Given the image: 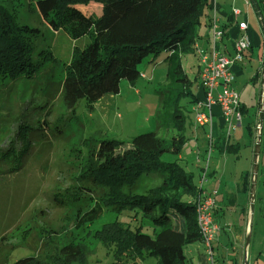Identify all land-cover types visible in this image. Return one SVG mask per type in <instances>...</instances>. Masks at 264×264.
Returning <instances> with one entry per match:
<instances>
[{"label": "trees", "instance_id": "obj_1", "mask_svg": "<svg viewBox=\"0 0 264 264\" xmlns=\"http://www.w3.org/2000/svg\"><path fill=\"white\" fill-rule=\"evenodd\" d=\"M13 2L0 0V83L35 77L45 64L57 67L62 101L72 112L81 99L92 110L104 95L118 94L122 80L135 86L141 63L147 58L157 63L162 58L165 73L161 87L155 89V128L127 141L97 133L85 143L87 152L78 180L104 193L91 196L90 206L78 210L77 224L86 226L105 210H134L150 221L151 234L142 225L131 227L118 221L95 231L102 243L115 248L116 261L111 264H136L148 256L156 257V264H184L185 247L201 241L194 202L199 188L192 172L161 156L180 154L187 140L181 100L187 96L192 103L201 99L190 90L181 57L193 51L203 20L209 27L210 0H34L42 21L53 31H63L73 41L90 40L82 47L75 45L63 62L50 49H36L34 38L40 30L19 23ZM251 2L264 19V0ZM93 4L99 9L90 11L88 6ZM169 127L174 129L170 137L158 134V129ZM21 155L15 156L17 160ZM199 171L201 175L203 167ZM149 172L161 173L160 181L138 193L137 184ZM83 188L87 187L79 185L77 192ZM81 243L60 247L65 263L87 264L88 251ZM11 264L42 263L36 256H27Z\"/></svg>", "mask_w": 264, "mask_h": 264}, {"label": "rangeland", "instance_id": "obj_2", "mask_svg": "<svg viewBox=\"0 0 264 264\" xmlns=\"http://www.w3.org/2000/svg\"><path fill=\"white\" fill-rule=\"evenodd\" d=\"M13 5L19 23L40 30L34 38L36 49H50L62 62L68 60L75 45L82 47L90 41L88 37L73 41L63 31H53L42 21L34 0H15ZM88 8L90 11L99 9L94 4ZM236 9L243 12L240 8ZM248 12L250 27L258 35L259 46L261 44V48H264V35L258 18L252 8ZM187 54L184 68L191 82L190 90L193 95L202 98L203 90L202 93L198 90V80L193 73L197 65L195 54ZM147 61L145 59L140 67ZM247 65L244 72L249 73L255 68L256 61ZM164 71V67L159 65L152 75L154 81L150 82L139 77L134 86L138 93L130 86L131 89L127 88V92L124 91L122 95L121 92L106 94L94 104L92 110H88L85 101L81 99L74 106L73 112L62 101L57 67L45 64L44 69L35 77L0 83V263L11 264L22 257L36 256L42 264H67L59 253L60 247L79 241L87 248V264H111L116 261L115 248L94 236L105 223L118 221L131 227L142 225L143 230L151 234L150 221L128 209L105 210L86 226L77 224L78 210L90 206L93 201L91 196L97 198L104 193L101 188L78 180V175L89 137L99 133L127 141L135 134L155 128L157 121L152 116L157 107L158 95L155 89H159L164 82ZM255 83V86L250 84L247 77L239 79L236 86L240 85L237 90L241 95L243 92L242 99L252 100L253 88L257 89L259 82ZM121 88L124 86L121 85ZM187 98L189 96L181 100L187 140L180 154L165 152L161 159L176 161L182 166L188 160L186 165H190L186 169L193 173V182L198 186L201 164L195 162L198 157L196 146L203 151L207 139L205 131H197V125L193 127L194 102ZM254 100H258V89ZM245 126L246 122L238 130L231 131V141L235 145L239 142V148L241 135L234 134L244 130L246 138ZM172 133V127L167 130L158 129V134L165 137H170ZM194 136H197V140ZM17 154H22L18 160L15 157ZM228 157L230 164L227 176L230 179L240 165L235 154L230 152ZM161 176L159 172H149L137 184V192L144 193L158 184ZM79 185L87 188L77 192ZM203 185H206V181ZM75 194H79L77 199ZM197 246L203 251L198 241L185 249L189 256L184 264H199L196 253L190 256L188 252L189 247L196 249ZM228 253L227 264H232L230 260L236 255L233 251ZM245 253L246 264H253V252L247 250ZM156 261V257L148 256L137 259L136 264H156Z\"/></svg>", "mask_w": 264, "mask_h": 264}, {"label": "crops", "instance_id": "obj_3", "mask_svg": "<svg viewBox=\"0 0 264 264\" xmlns=\"http://www.w3.org/2000/svg\"><path fill=\"white\" fill-rule=\"evenodd\" d=\"M96 6L98 7L97 4ZM234 8H240L243 10V12L240 11L239 15L234 17L232 14V9ZM249 8L254 10L258 18L257 12L251 0H210L208 10V15L210 18L213 13L216 12L218 24L223 30L221 39L216 42V48L225 55L231 56L233 54L234 41L242 34V31L238 28V22L245 21L247 23V29L245 33L249 39L250 47L245 52L243 60L237 61L231 66V70L235 75V81L232 83V88L238 92L237 89L240 85L238 87L236 85L241 77H247L249 83L253 86L256 85L255 82H259L257 88L258 100L256 101L254 98L257 96V89L253 88L254 91L252 100L242 99L241 96H243V92L242 95L240 92H238L243 122L241 123V119L235 130H238V128L246 122V138L244 136V130L236 131L234 134L235 136L238 133L241 135V148H239V142H237L235 145V142L231 141V134L229 137H227L220 106L214 105L212 107L213 119L211 130L214 138V146L212 147L209 157L206 185H202V187L206 191H210L214 188H216L218 191L216 197V208L214 210V221L218 225V230L214 234V239L212 242L215 264H227L228 259L226 255H228V252L230 251H233L236 255L230 260L232 264H244L245 252L247 250L253 252L251 257V259H253V264H264V104L261 123V141L257 159L258 167L255 181L254 210L252 214L253 218L250 232L251 234L248 246H246L245 243L250 220V184L254 162V147L257 127L260 124L259 100L261 95V77L264 57V48H261V44L259 46L258 35L254 33L249 24ZM204 21H206V19L203 20L199 27L198 38L194 46L196 45L199 48L208 50L211 47L208 31L209 27L205 26ZM191 52L195 54V61H197L196 69L193 73L195 74V77H198L200 66L197 60V55L194 49ZM188 55L189 54H184L181 57L182 67L184 70L185 63H187L188 60ZM161 59L162 58H157L159 61H157V63H152L150 58H147V63L141 67V75H143L141 78L145 80L147 79L148 82L154 81V77L152 76L154 71L157 70L159 65L163 66V64L160 62ZM252 61H256V66L253 71L249 73L244 72L248 66L247 64H249V62L251 63ZM124 81L126 80L121 81V85L124 86L123 89L120 87L119 93L121 92V95L124 91L127 92V88L131 89V85L127 81L126 83ZM196 85L200 93H202V87L199 80L197 81ZM132 88L135 93L139 92L134 86H132ZM192 123L193 127L195 128L194 120H192ZM199 129L205 131L207 134V127L200 126L196 130L198 131ZM194 138L197 140V136H194ZM225 146H228V148H225ZM196 148L198 157L196 158L195 162L201 164H198L200 165L199 169H201L206 148H204L203 151L199 150L198 146H196ZM230 152L236 155V161L240 167L234 173V175L232 174V178L229 179L227 176V170L230 164V157H228ZM179 157L180 159H183V156L179 155ZM185 161L184 167L186 169V167H188L190 164L186 165L188 160ZM198 242L203 246L201 241L198 240ZM193 243L189 245H193ZM189 245H187L185 249ZM185 249L184 253L186 257H188L189 255L187 256ZM188 252H190V256L191 254L194 255L196 253L199 264H209L206 259L204 247L203 251H200L198 246L196 249L189 247Z\"/></svg>", "mask_w": 264, "mask_h": 264}, {"label": "built area", "instance_id": "obj_4", "mask_svg": "<svg viewBox=\"0 0 264 264\" xmlns=\"http://www.w3.org/2000/svg\"><path fill=\"white\" fill-rule=\"evenodd\" d=\"M239 13L238 9H232L234 17L239 15ZM238 28L242 31V34L234 41L233 54L228 56L221 53L216 48V42L221 39L223 30L220 28L216 12H214L210 18L208 29L211 47L208 50H204L195 45L193 48L200 66L198 80L204 93V96L197 100L192 107L194 113L193 120L195 125L208 128L206 134V155L202 165L203 171L199 178V192L194 202L197 228L209 264H214L215 261L212 242L214 234L218 230V225L214 221L218 191L216 188L206 191L202 185L206 181L209 157L213 147L214 138L211 130L213 119L212 107L214 105L220 106L227 137H229L231 131L236 129V126L242 119L239 94L232 88L235 75L231 70V66L235 62L243 60L245 52L250 47V42L245 33L247 23L245 21L238 22Z\"/></svg>", "mask_w": 264, "mask_h": 264}, {"label": "water", "instance_id": "obj_5", "mask_svg": "<svg viewBox=\"0 0 264 264\" xmlns=\"http://www.w3.org/2000/svg\"><path fill=\"white\" fill-rule=\"evenodd\" d=\"M254 1V0H252ZM257 13H258V21L260 23L263 35H264V19L262 18L259 8L256 7ZM261 95L259 100V126L257 128L256 133V141H255V147H254V162H253V170H252V179L250 184V203H249V212H250V220L248 225V232L246 235L245 243L246 246H248L249 240H250V232H251V226H252V214L254 210V195H255V181H256V175H257V159L259 155V148H260V141H261V123H262V117H263V104H264V57H263V65H262V77H261ZM246 257V253H245ZM244 264H246V261L244 259Z\"/></svg>", "mask_w": 264, "mask_h": 264}]
</instances>
